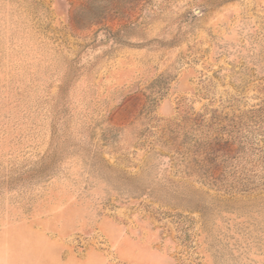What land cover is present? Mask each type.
Listing matches in <instances>:
<instances>
[{
    "label": "rangeland",
    "instance_id": "obj_1",
    "mask_svg": "<svg viewBox=\"0 0 264 264\" xmlns=\"http://www.w3.org/2000/svg\"><path fill=\"white\" fill-rule=\"evenodd\" d=\"M0 264H264V0H0Z\"/></svg>",
    "mask_w": 264,
    "mask_h": 264
}]
</instances>
